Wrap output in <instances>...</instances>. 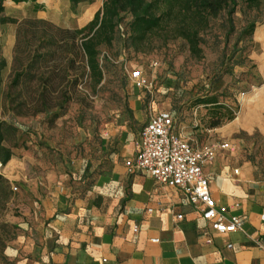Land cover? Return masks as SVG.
<instances>
[{
  "label": "rangeland",
  "instance_id": "1",
  "mask_svg": "<svg viewBox=\"0 0 264 264\" xmlns=\"http://www.w3.org/2000/svg\"><path fill=\"white\" fill-rule=\"evenodd\" d=\"M44 2L45 17H39L31 4L9 0L5 14L18 23L0 24V56L6 60L0 74V121L6 130L5 144L14 151L0 173L17 187L0 206V235L13 237L7 241L6 249L0 247V264H20V257L12 259L6 250L24 235L25 223L38 225L42 200L52 188L50 183L62 176L65 184L82 181L103 155L107 133L118 119L126 115L129 122H135L130 108L135 92L148 115L170 110L184 134L199 142L235 140L238 154L264 164V31L258 34L264 22H257L251 37L241 35L248 20L257 15L256 10L244 11L240 1L235 14L236 31L230 35L223 16L214 20L202 44V58L192 56L182 39L158 44L150 53L127 50L124 40L118 39L113 46L102 48L104 79L97 88L89 85L84 89L79 85L74 100L63 107L34 116L18 115L11 109L8 97L15 89L13 61L19 23L30 18L75 26L87 23L94 13H85L84 7L98 9L103 0L78 4L69 0ZM128 20L126 16L123 27ZM135 69L142 70L147 88H139L133 82L131 72ZM255 92L258 95L246 107L245 97ZM209 95H217L220 102L234 110L236 117L245 108L253 112L256 120L240 127L234 123L235 118L221 127L210 128V106L196 104L198 98ZM232 124L240 128L226 133ZM2 224L8 227L4 229Z\"/></svg>",
  "mask_w": 264,
  "mask_h": 264
},
{
  "label": "crops",
  "instance_id": "2",
  "mask_svg": "<svg viewBox=\"0 0 264 264\" xmlns=\"http://www.w3.org/2000/svg\"><path fill=\"white\" fill-rule=\"evenodd\" d=\"M45 7L34 12L45 17ZM96 10L84 7L85 13ZM130 108L135 122L126 115L118 119L107 133L103 155L82 181L65 184L62 176L50 183L38 225L25 223L24 235L6 254L19 256L20 264H264V249L257 243L264 236V164L238 154L235 140L199 142L182 132L193 143L235 145L203 168L217 205L225 208L224 222L233 215L243 219L240 229L219 233L179 188L129 171L126 161L135 155L150 116L137 92ZM240 127L232 124L225 132Z\"/></svg>",
  "mask_w": 264,
  "mask_h": 264
},
{
  "label": "trees",
  "instance_id": "3",
  "mask_svg": "<svg viewBox=\"0 0 264 264\" xmlns=\"http://www.w3.org/2000/svg\"><path fill=\"white\" fill-rule=\"evenodd\" d=\"M7 1L0 0V24L18 23L16 18L5 14ZM11 1L32 2L35 11L45 7L40 0ZM70 1L78 4L86 0ZM240 1L244 11H257L241 30V35L251 37L257 22H264V0H103L93 17L75 28L40 18L26 19L19 23L16 36L12 80L15 89L8 97L9 105L18 115L34 116L74 100L79 85L84 89L89 85L97 88L104 79L102 48L113 46L118 39L124 40L127 50L136 53H150L158 44L182 39L192 56L202 58V44L214 20L223 16L227 34L236 31L235 14ZM126 16L129 20L123 27ZM263 31L264 25L258 28V34ZM5 66L6 60L0 56V74ZM257 95L255 92L246 96L245 106ZM196 104L210 106V128L221 127L235 118L234 123L240 126L256 120L253 112L245 108L236 117L234 110L220 102L217 95L198 98ZM175 121L177 125L176 117ZM5 141L6 130L0 121L3 166L14 156L12 146ZM13 188L12 182L0 173V206L10 199ZM2 227L5 229L8 225L2 224ZM12 239L1 234L0 247L6 249L7 241Z\"/></svg>",
  "mask_w": 264,
  "mask_h": 264
},
{
  "label": "built area",
  "instance_id": "4",
  "mask_svg": "<svg viewBox=\"0 0 264 264\" xmlns=\"http://www.w3.org/2000/svg\"><path fill=\"white\" fill-rule=\"evenodd\" d=\"M131 78L137 87H148L142 70H133ZM234 147L229 141L212 144L191 142L177 127L174 114L162 109L150 113L149 120L140 130L135 155L126 161V166L129 171L149 174L160 184L179 188L202 216L211 222L215 231L229 233L240 229L243 219L233 215L228 222H224L225 208L217 205L210 189V179L203 168L213 162L220 152ZM257 243L264 249V236Z\"/></svg>",
  "mask_w": 264,
  "mask_h": 264
},
{
  "label": "bare ground",
  "instance_id": "5",
  "mask_svg": "<svg viewBox=\"0 0 264 264\" xmlns=\"http://www.w3.org/2000/svg\"><path fill=\"white\" fill-rule=\"evenodd\" d=\"M2 162L0 161V166H1Z\"/></svg>",
  "mask_w": 264,
  "mask_h": 264
}]
</instances>
